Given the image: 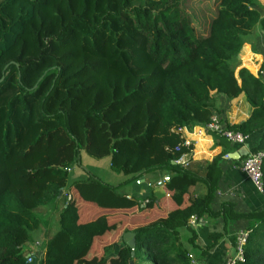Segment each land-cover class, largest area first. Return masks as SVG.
Here are the masks:
<instances>
[{
  "label": "trees",
  "instance_id": "trees-1",
  "mask_svg": "<svg viewBox=\"0 0 264 264\" xmlns=\"http://www.w3.org/2000/svg\"><path fill=\"white\" fill-rule=\"evenodd\" d=\"M53 1L0 0V264H28L27 257H34L29 248L33 233L42 225L38 211L58 206L63 195L58 229L46 239L39 264H85L80 258L105 236L108 222L99 216L79 223L78 209L64 187L68 184L81 201L102 210L128 211L138 202L121 189L163 172L176 207L161 221L123 231L134 235L133 248L121 238L117 252L114 245L107 246L95 264L109 263L111 255L116 264H203L222 239L235 248L226 225L223 233L208 236L209 245L198 246L190 222L206 216L225 223L247 221L237 264H264V209L237 213L223 203L211 210L219 163L232 152L230 144L216 136L224 144L210 162L173 164L193 150L182 146L178 130L208 124L216 97H244L250 116L237 124L223 122L224 128L247 138L260 132L258 146L249 153L264 150V84L246 69L237 70L246 38L257 29L264 35V17L253 8L255 0H76L75 15L50 45L33 58L7 61ZM74 79L91 87L70 108L63 89ZM87 118L94 147L86 154L108 158L110 169L125 175L123 183L108 185L90 172L69 183L64 169L51 172L41 187L12 181L9 163L58 130L73 143L66 168L75 161L80 167ZM261 173L264 197V159ZM194 187L201 191L191 194ZM152 207L149 201L146 209Z\"/></svg>",
  "mask_w": 264,
  "mask_h": 264
},
{
  "label": "crops",
  "instance_id": "crops-1",
  "mask_svg": "<svg viewBox=\"0 0 264 264\" xmlns=\"http://www.w3.org/2000/svg\"><path fill=\"white\" fill-rule=\"evenodd\" d=\"M253 8L260 14L261 17H264V0H255ZM237 60V70L240 68L246 69L254 77L260 78L264 84V75H260L258 72L260 71L261 66L264 64V35L261 33V31L257 29L252 35L246 38L242 50L237 57ZM215 107L216 112L214 113V115L218 116L221 121L224 122V124L240 123L246 120L251 113V108L246 103L244 97H240L231 101L223 97H216ZM181 136L193 147V150L191 152V161L193 162H210L222 152V144H224L222 140L216 137V135L204 131L202 129V126H196L191 130L183 129L181 132ZM260 138V132H257L253 136L247 138L246 147L249 152L251 148L258 146ZM228 146L231 147L232 151L228 153L230 157L232 154L237 153V151L240 149L231 145ZM239 164L240 162L236 160H221V162L219 163L221 177L218 182L217 190L215 192L213 201L211 203V210L213 212L218 211L221 207V204L223 203L232 204L233 211L237 213L251 212L264 209V197L260 192L255 190V188L249 181L244 178L243 174L238 168ZM81 175L82 178L80 179L84 180V174ZM92 175L96 176L102 181L100 176L96 174ZM107 179L108 180L102 182L108 185H118L123 183V181L126 180V177L119 181L117 180L118 178L113 176L107 177ZM142 179L153 183H166L169 179V176L163 172L161 174H149L143 177ZM196 190H199L200 192L201 188L194 187L193 192H191V194L198 192ZM74 191L75 190L72 188L69 191L70 197L72 198L74 197ZM121 193H123L125 197L128 196L130 197V199L136 200L138 202L137 208L128 211L106 210V212L111 213L110 216L104 215L108 222V231L104 237L98 238L94 241L92 248L95 245L99 246V244H103L104 246L109 244L110 246L114 245L113 249L115 252H117V250L121 247V238L122 242L125 243L123 241V231H131L134 228L128 229L126 227V222L120 220L122 214H135L134 212L138 211L139 209L142 210L144 208V213L154 211L159 216H161V219H164L166 214L176 207L175 204L171 201L170 194L165 190L164 186H162L161 188L147 190L144 186L138 187L135 185V183H132L126 186L125 188L121 189ZM149 201L154 202V207H152L151 209H146V205L149 203ZM184 205H187L186 200L184 202ZM87 206H90V204L87 203ZM97 217L99 216H93V220ZM109 220L113 221L114 225V229L111 232L109 231ZM79 223H81L80 218ZM192 225L194 226L197 233L198 246L201 248H205L207 245L210 244L208 240V236L210 234L223 233V229L226 225V230L228 232V234H226L228 235V237H234L237 233L236 230L239 231L240 229L246 228L247 221L227 220L225 223L222 218L212 219L206 216L199 221L195 220ZM50 236L51 235L45 236V238H43L40 233H38V235L33 234L32 236L33 244L29 248L35 247L38 250L37 252L32 251L37 264H39V262L43 258L44 244L46 239ZM39 237H41L40 240ZM38 242L40 243L37 244ZM92 248L88 252H90ZM233 255H235V248H232V245L228 241V238H224L216 244V246L209 252V254L203 260L205 264H224L228 257L231 258V256ZM116 261L117 257L115 255H111L109 264H116Z\"/></svg>",
  "mask_w": 264,
  "mask_h": 264
},
{
  "label": "rangeland",
  "instance_id": "rangeland-1",
  "mask_svg": "<svg viewBox=\"0 0 264 264\" xmlns=\"http://www.w3.org/2000/svg\"><path fill=\"white\" fill-rule=\"evenodd\" d=\"M75 13L76 0H54L47 10L41 11L39 13L37 20L28 28L25 43H23L13 53H11L7 58V61L21 62L27 57H35L39 51L46 47V45L51 44V40L56 37V33L61 28V26L67 22L72 15H75ZM261 67H263V65ZM74 80L63 89V93H65V97L67 99L66 104L70 108L74 107V101H79L80 93H82V91H84L86 88L91 87V85L85 81L81 82L78 79L75 81ZM96 101L101 104L103 103V99L99 97H96ZM85 126L86 129H88V132L86 133L87 135H84V141L81 145L82 151L79 160L80 167L75 161L70 164L68 168H66L67 164H69L72 160L73 143L65 136L62 130H58L54 133L46 135L35 147L30 150L29 153H27V155L16 158L12 160L11 163H9V174L12 181L17 185L34 184L41 187L44 186L46 182L50 181V173L55 169H64L65 177L69 180V183L76 180H81V174H84V178H86V172L100 176L102 181L108 180L107 177L111 176L118 178V181L122 180L125 175L123 173L113 172L109 167L107 158L95 159L86 154L94 147V140L91 135V118L86 119ZM51 177L55 178L52 175ZM64 183L65 180H62V185H64ZM64 189L67 193H69L70 188L68 184L67 187H64ZM64 198L65 197L63 195L58 206L41 209L38 211L37 214L42 222V225L38 231L33 233L34 235H38V233H40V235L45 238V236L52 235L56 232L58 229L57 211L61 209L64 203ZM71 202L78 209V215H80L79 218L81 223L93 220V216L95 215H111V213L106 212V210H101L93 204L87 206L86 202L80 200L76 191H74V197H71ZM144 212L145 209L143 208L142 210L139 209L138 211L134 212L135 214L125 213L121 215L120 220L126 222V227L128 229L152 224L156 221H161V216H159L154 211L149 213ZM109 225V231L111 232L114 229L113 221L109 220ZM236 231L237 233L234 236V240L236 242L235 244H238L239 235L242 233L245 234L246 231L245 229ZM40 238L41 237H39V240ZM39 243L40 242L37 244ZM108 245L109 244L106 246L103 244H99V246L95 245L92 250L88 252V254L85 253L80 258V262L85 264L97 263L103 256L104 249ZM31 250L36 252L38 251L35 247H32ZM233 257L234 255L231 256V258ZM229 259L230 258L228 257L225 263ZM202 261L204 262L203 258Z\"/></svg>",
  "mask_w": 264,
  "mask_h": 264
},
{
  "label": "built area",
  "instance_id": "built-area-1",
  "mask_svg": "<svg viewBox=\"0 0 264 264\" xmlns=\"http://www.w3.org/2000/svg\"><path fill=\"white\" fill-rule=\"evenodd\" d=\"M259 73L260 75H264V64L263 67H261ZM202 129L208 133H212L216 136H219L220 138L224 139L226 142H228L230 145L236 148L246 147L247 137L241 135L240 133L225 129L223 122L216 115H213L209 123L202 126ZM182 130L183 129L178 130V133L180 134V138L182 141V146L189 147L191 144L181 136ZM176 151H178V149H176L175 152ZM263 159H264V150L256 152L254 154L249 153L246 157H243V159L239 161L240 164L238 166L244 178L253 185L256 191L260 193H261V179H262L261 167H262ZM223 160L231 161V158L228 154H225L223 156ZM134 183L138 187L144 186L147 190H151L154 188H161L165 184L164 182L153 183V182L145 181L142 178L136 179ZM126 198L130 199V197L128 196H126ZM194 221L195 220L193 219L190 222V224L192 225ZM246 237H247V233L245 234L242 233L239 235L238 244H236L235 247V255L233 258H230L225 264H237L238 262H242V247L245 243ZM27 263L37 264L35 257L33 258L27 257Z\"/></svg>",
  "mask_w": 264,
  "mask_h": 264
},
{
  "label": "water",
  "instance_id": "water-1",
  "mask_svg": "<svg viewBox=\"0 0 264 264\" xmlns=\"http://www.w3.org/2000/svg\"><path fill=\"white\" fill-rule=\"evenodd\" d=\"M249 154V151L247 150L246 147H242L240 148L237 153H234L231 155V160H239L240 158L246 157ZM191 160V155L182 157L177 163H173L176 165H186L189 163V161ZM61 195V192L59 193V196ZM58 196V197H59ZM71 198H69L68 200H70ZM123 241L126 243V245L130 248H133V244H134V235L131 233H127L123 236Z\"/></svg>",
  "mask_w": 264,
  "mask_h": 264
}]
</instances>
